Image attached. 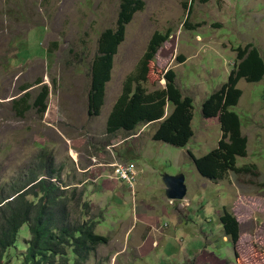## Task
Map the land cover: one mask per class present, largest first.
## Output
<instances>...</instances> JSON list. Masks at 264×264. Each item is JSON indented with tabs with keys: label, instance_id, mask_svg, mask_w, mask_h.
I'll list each match as a JSON object with an SVG mask.
<instances>
[{
	"label": "rangeland",
	"instance_id": "1",
	"mask_svg": "<svg viewBox=\"0 0 264 264\" xmlns=\"http://www.w3.org/2000/svg\"><path fill=\"white\" fill-rule=\"evenodd\" d=\"M143 1L113 57L100 113L90 116V66L100 33L116 26L120 0H0V199L34 178L49 179L53 169L69 222L95 223L96 234L109 239L80 264H264V80H240L242 97L232 109L248 140L237 165L250 173L213 182L192 158L222 139L219 118H203L202 106L228 81L237 48L254 45L264 58V0ZM169 30L146 88L165 89L174 71L177 87L194 100L192 140L185 148L154 141L153 123L107 134L124 81L152 35ZM45 86L46 112L17 116L13 103L28 92L33 104ZM129 162L134 190L113 178L114 166ZM178 175L186 177L187 197L169 201L164 178ZM226 210L240 226L234 245L219 222ZM30 239L25 225L5 264H22Z\"/></svg>",
	"mask_w": 264,
	"mask_h": 264
},
{
	"label": "trees",
	"instance_id": "2",
	"mask_svg": "<svg viewBox=\"0 0 264 264\" xmlns=\"http://www.w3.org/2000/svg\"><path fill=\"white\" fill-rule=\"evenodd\" d=\"M144 5L143 0H120L115 28L107 29L99 35L96 54L90 66V116H98L100 113L104 103L105 85L110 80L113 57L124 41L126 26L134 14L144 9ZM188 11H191L189 7ZM186 26L188 28L189 23ZM171 36V30L152 35L145 53L134 73L124 81L122 93L108 115L107 134L113 135L120 131L133 133L139 127L158 123L153 135L154 141L185 148L192 140L194 100L190 96H184L177 87L174 71L167 73L165 89L149 92L146 88L149 65L155 61ZM236 51L237 63L228 81L205 100L202 106L203 118H219L222 139L218 148L209 154L200 158L192 156L198 173L213 182L224 179L231 172L251 171L250 167L237 165L238 158L247 156L248 140L242 134L240 116L232 109L238 106L242 97V92L238 89L240 80L252 84L264 80V58L254 45L239 47ZM28 89L30 87H26L23 92ZM48 94V87H43L42 93L30 104V95L26 92L20 100L13 103L14 112L19 117L25 116L31 109H38L43 114L47 109ZM168 104L173 107V111L166 116L165 109ZM55 176L52 169L49 179L34 178L31 184L15 189L13 193L0 199V264H5L8 252L17 247L19 234L25 225L31 239L22 264H80L97 247L109 242L108 238L96 234L95 223L69 222V204L62 196L63 191L52 181ZM219 222L224 238L229 239L233 245L237 244L240 239V226L235 217L226 210Z\"/></svg>",
	"mask_w": 264,
	"mask_h": 264
},
{
	"label": "water",
	"instance_id": "3",
	"mask_svg": "<svg viewBox=\"0 0 264 264\" xmlns=\"http://www.w3.org/2000/svg\"><path fill=\"white\" fill-rule=\"evenodd\" d=\"M164 183L166 186V197L169 201H183L187 197L188 188L184 175L166 176Z\"/></svg>",
	"mask_w": 264,
	"mask_h": 264
},
{
	"label": "built area",
	"instance_id": "4",
	"mask_svg": "<svg viewBox=\"0 0 264 264\" xmlns=\"http://www.w3.org/2000/svg\"><path fill=\"white\" fill-rule=\"evenodd\" d=\"M136 167L133 163L117 164L113 169V178L118 182H124L131 188L134 187Z\"/></svg>",
	"mask_w": 264,
	"mask_h": 264
},
{
	"label": "clouds",
	"instance_id": "5",
	"mask_svg": "<svg viewBox=\"0 0 264 264\" xmlns=\"http://www.w3.org/2000/svg\"><path fill=\"white\" fill-rule=\"evenodd\" d=\"M169 116V115H168ZM152 124V123H151ZM151 124H149V125H151ZM153 124H158V123H153ZM149 125H146V126H149ZM146 128V127H145ZM130 163V162H129ZM134 164V163H133ZM135 165V164H134ZM136 167V166H135ZM136 172V171H135ZM201 176V175H200ZM136 177H137V173H136ZM136 177H135V183H136ZM202 177V176H201ZM113 179V178H112ZM205 179V178H204ZM114 180V179H113ZM117 183H124V182H118L117 181ZM135 183H134V187L133 188H131L129 185V187L132 189V190H134V188H135ZM125 184V183H124ZM127 185V184H126ZM167 198V197H166ZM179 202V201H178Z\"/></svg>",
	"mask_w": 264,
	"mask_h": 264
},
{
	"label": "crops",
	"instance_id": "6",
	"mask_svg": "<svg viewBox=\"0 0 264 264\" xmlns=\"http://www.w3.org/2000/svg\"><path fill=\"white\" fill-rule=\"evenodd\" d=\"M117 185H118V183H117Z\"/></svg>",
	"mask_w": 264,
	"mask_h": 264
}]
</instances>
